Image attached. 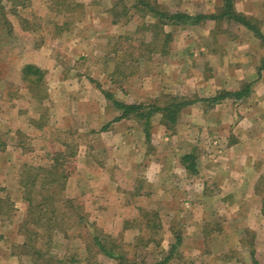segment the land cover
<instances>
[{"label":"rangeland","instance_id":"374dc122","mask_svg":"<svg viewBox=\"0 0 264 264\" xmlns=\"http://www.w3.org/2000/svg\"><path fill=\"white\" fill-rule=\"evenodd\" d=\"M73 1L81 5L60 10L50 0H28L13 11L10 1L0 0V264L30 263L18 247L27 210L20 173L24 165H51L57 153L69 170L64 203L57 204L60 227L50 241L43 235L37 244L67 261L77 259L68 264H87L86 245L97 231L116 238L132 254L138 236H151L141 222V209L157 213L159 227L152 236L159 244L136 247L138 259L158 258L180 235L168 264H264V214L255 218L260 209L264 212V176L248 186L243 166L253 161L247 156L231 160L247 152V140L258 146L260 126L264 130L260 39L236 22L205 19L163 25L154 46L148 41L155 30L142 27L151 17L130 11L114 23L112 0ZM159 1L171 12L189 14L222 4ZM234 7L254 13L264 33V0H234ZM164 31L170 34L166 41ZM25 63L44 70L41 101L21 79ZM246 84L249 92L241 99H206ZM104 90L129 103H162L170 95L195 100L181 109L170 129L159 114L153 116L147 139L141 121L114 120L120 111ZM184 149L195 157L196 175L208 161L215 171L223 169L205 190L193 173L175 168ZM174 151L175 160L168 159ZM253 154L264 173V155ZM235 164L242 165L243 173L229 170ZM231 177L240 189L232 188ZM247 189L254 191L248 199ZM35 198L42 199L40 191ZM65 199L80 203L86 214L81 225ZM92 260L115 264L102 253H93Z\"/></svg>","mask_w":264,"mask_h":264},{"label":"trees","instance_id":"16d2710c","mask_svg":"<svg viewBox=\"0 0 264 264\" xmlns=\"http://www.w3.org/2000/svg\"><path fill=\"white\" fill-rule=\"evenodd\" d=\"M10 1L11 8L26 7L28 0H8ZM52 5H56L60 10H72L73 7L80 6L81 4L73 0H50ZM110 13L112 15V22H119L120 16H127L131 14H139L142 17L149 16L153 19L147 26L143 25L144 29H152L154 32L153 39L148 42L155 46L161 27L166 24H179V25H193L205 19L212 20H227L233 21L246 27L253 34L260 39L264 45V33L261 31L259 21L252 16L239 12L234 7V0H222V4L212 13H196L189 14L184 11L176 10L169 11L165 6L160 4L159 0H112L110 5ZM129 15V14H128ZM163 30V29H162ZM164 39L169 38L170 34L167 31L162 32ZM168 40V39H167ZM143 43V41H142ZM264 67V57L261 59L259 70ZM44 70L35 64L27 63L22 68V80L28 84L29 89L32 91L37 101H41L44 97L43 87ZM44 89V90H43ZM105 97L110 99L115 109L119 110V114L114 120H121L133 117L143 124V131L145 137L150 138V126L153 116L159 114L160 122L166 128H172L178 119L179 112L187 104L192 103L195 99H187L181 96H168L166 100L161 103L158 99H153L149 102H124L115 99L110 91H103ZM249 84L242 86L240 89L234 91H217L214 95L206 99L212 102H217L227 97L235 99L242 98L248 95ZM199 100V99H196ZM104 128V127H103ZM3 146V141L0 140V148ZM60 154L54 155L53 162L49 166H32L24 165L19 178L20 187L23 190V199L27 203L26 215L20 224V234L23 235V242L18 247L21 253L29 256L31 261L29 264H68L77 262L75 257H69L68 261L62 257L51 254L48 249L42 250L37 241L46 235V239L52 238V233L59 231L60 224L56 220L59 216L58 203L62 201V193L65 186V179L69 174V170L63 167L60 163ZM194 155L186 153L182 155L181 163L189 171V173H196ZM38 186V189L36 188ZM40 191L42 199L37 200L35 195ZM71 199H65V206L75 210V222L81 225L86 214L83 212L80 203L75 205ZM77 210V211H76ZM62 212L60 213V215ZM65 213L62 214L64 216ZM141 222L144 227L151 231V236L147 238L137 237V243L133 245V253L130 254L116 238H112L109 234H99L97 231L90 237V243L86 245V260L87 264H94L92 260L93 253H102L115 260V264H168L171 260L173 253L176 251L177 245L180 242V235H176L175 240L171 243L169 249L164 251L161 249V255L158 258L147 262L144 257L138 259L137 248L141 245V250L147 247L150 242L159 244V241L152 236L159 227L157 221L158 215L156 212L147 211L146 209L140 210ZM61 230V229H60ZM50 241V240H49ZM139 241V243H138ZM251 256L253 251L250 252ZM255 262V261H254ZM256 263V262H255ZM22 264V263H12Z\"/></svg>","mask_w":264,"mask_h":264},{"label":"crops","instance_id":"0c3cea01","mask_svg":"<svg viewBox=\"0 0 264 264\" xmlns=\"http://www.w3.org/2000/svg\"><path fill=\"white\" fill-rule=\"evenodd\" d=\"M216 10V9H215ZM214 10V6L211 8V9H208L206 12H203V13H212V12H214L215 11ZM248 15V14H247ZM249 16H252V17H254L255 16V14L254 13H251V14H249ZM255 18V17H254ZM249 30V29H248ZM25 64H27V63H25ZM24 66V65H23ZM23 68V67H22ZM258 70H259V68H258ZM260 71V73L261 74H264V68H262V69H260L259 70ZM263 72V73H262ZM262 80H260V82L261 83H263L264 84V76L262 75ZM219 87H217V89H218ZM224 99H226V98H224ZM239 99H241V98H239ZM256 101H260L261 100V98H256L255 99ZM129 103V102H128ZM259 117V116H258ZM260 118V117H259ZM249 119V121H251L250 120V118H248ZM251 124H252V121H251ZM264 130L262 129V127L260 126V130H259V135H258V139H259V141L257 142L259 145L257 146V144H253V146H252V142H250L249 140H247V152H244V153H240V152H237V153H239V155H237V153H235L236 151L235 150H237V147L238 146H240L241 144L240 143H242V140L241 141H239L237 144H234V145H232L230 148H228V152L229 153H235V155H232L233 156V158H231V160H234V159H237L238 160V158H239V160H241V159H243L245 156H247V161H248V158L250 159V160H252L253 162L252 163H254V166H253V164L251 163H248L247 162V165H245V166H243L244 168H247V185L248 186H255L256 185V183L259 181V179L262 177V176H264V173H263V170L260 172V170H259V168H257L258 166L257 165H259V164H261V161L260 162H254V158L255 157H253L252 158V154H253V152L256 150V151H258L259 152V155L261 154V156H263L264 155V132H263ZM247 138H248V136H247ZM184 140V139H183ZM180 141L181 142H183L182 140H180V139H178V142L180 143ZM254 143H255V141H254ZM243 145H245L244 143L242 144V146ZM256 148V149H255ZM182 152H183V155L184 154H186V153H188L189 152V150L187 151L186 149H184V150H181ZM246 153H247V155H246ZM182 154V153H181ZM254 155V154H253ZM177 156V153L174 151V152H172L171 154H169L167 157H168V159L169 158H173L174 160H175V158L174 157H176ZM250 156H251V158H250ZM238 164H235V166H230V168H229V170L231 171V172H233V173H237V172H241V173H243L242 172V170H243V167H242V165H239V166H237ZM176 167H178L179 169H182L183 171H185L186 170V168H185V166L181 163V162H176L175 163V168ZM213 167H214V165H212L211 164V161H208V164H207V166L206 167H204V166H201L200 167V169L198 168V171H199V173H198V171H197V175H196V173L195 174H193L192 176H196L195 177V180L196 181H201V183L199 184V185H201V188H203V190H205V188H206V186L207 185H210V184H212L213 183V181L214 180H217L218 179V176L219 175H221V172L223 171V169H220V168H216V171L213 169ZM261 169H263V167L261 166ZM177 170V169H176ZM219 174V175H218ZM217 176V177H216ZM230 182H232V185H233V187L232 188H237V189H240L241 188V183L239 184L238 182L236 183L235 182V180H234V178L233 177H231V179H230ZM235 182V183H234ZM243 182H244V180H243ZM239 186V187H238ZM248 189H247V199H248V196H251L252 194H253V192L251 193V192H249L248 193ZM242 192H244V191H242ZM264 214V212L263 211H261V209L258 211V213H256L255 214V218L257 217V216H262ZM254 217V216H253Z\"/></svg>","mask_w":264,"mask_h":264}]
</instances>
